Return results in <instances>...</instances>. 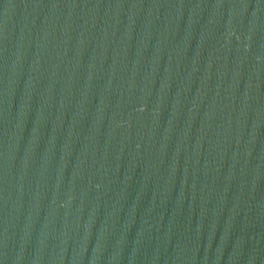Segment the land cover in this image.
Returning a JSON list of instances; mask_svg holds the SVG:
<instances>
[{"label": "water", "instance_id": "obj_1", "mask_svg": "<svg viewBox=\"0 0 264 264\" xmlns=\"http://www.w3.org/2000/svg\"><path fill=\"white\" fill-rule=\"evenodd\" d=\"M0 264H264V0H0Z\"/></svg>", "mask_w": 264, "mask_h": 264}]
</instances>
